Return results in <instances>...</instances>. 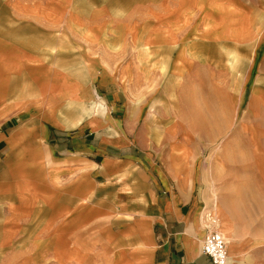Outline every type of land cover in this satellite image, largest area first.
I'll use <instances>...</instances> for the list:
<instances>
[{
    "label": "crops",
    "instance_id": "crops-1",
    "mask_svg": "<svg viewBox=\"0 0 264 264\" xmlns=\"http://www.w3.org/2000/svg\"><path fill=\"white\" fill-rule=\"evenodd\" d=\"M217 203L226 264H264V0H0L1 252L212 264Z\"/></svg>",
    "mask_w": 264,
    "mask_h": 264
},
{
    "label": "rangeland",
    "instance_id": "rangeland-1",
    "mask_svg": "<svg viewBox=\"0 0 264 264\" xmlns=\"http://www.w3.org/2000/svg\"><path fill=\"white\" fill-rule=\"evenodd\" d=\"M234 25H236V22L234 23ZM232 33L236 34V31L234 30V31H232ZM228 39L232 40L231 38H228ZM232 43L237 45V43H239V42L234 40V41H232ZM232 43L225 44V45L231 46ZM225 56H226L225 54H223L222 56L219 55V58L223 59ZM233 56H234V62L236 64L241 63V55H238V58L237 57L235 58V54ZM233 56H232V58H233ZM232 58L230 59L231 62H232ZM220 61H222V60H220ZM236 64H234V65H236ZM173 92H174V90H173ZM193 97H194L193 92L186 93V95H185V99H186L185 109H184L185 117L188 119L191 116V120L193 119V116H194V112L192 110V102H187V101H192ZM224 136L225 135H223V137L220 136L217 140H215V139L211 140L209 134L194 135L195 138L196 137L199 138V142L201 143V145H200L201 146L200 147L201 153L199 154V158H197L195 161V163H197V165L200 168L201 174L205 173L206 170L208 171L209 165L207 163H208V160L211 156V152H213V150H215L216 145L217 146L221 145V143L224 141ZM188 141L189 140H186V145L188 144ZM184 154L186 155L187 159L190 156L193 157V155H190V150H189L188 146L185 147ZM207 165H208V167H207ZM243 200L246 201V204H248L250 206L257 204V199L244 197ZM215 209H216L215 210L216 211L215 216H211V217L207 216V224H210L212 222L216 223V225L219 226V229H220L219 232H221L222 235H224V232H223L224 227L223 226L226 225L231 230V221H229L227 219L226 215H224V213H223L222 209L219 207L218 203H217V207ZM206 214L209 215V212ZM2 232L3 231H1V229H0V238H1ZM18 237H19V232L17 230L8 232V239L12 240V239H16ZM224 237H225V235H224ZM225 240L227 242V247L230 248L232 246V243L230 242L229 238L225 237ZM26 248L28 249L27 251H29V249H31L32 246L26 245ZM16 249H18V246L13 245V246H10L9 248L6 249V251L8 250V253L10 251L9 254H7L5 251H3V252L0 251V264H21V262H18L19 261L18 255H17V252H15ZM30 253H31V250H30ZM27 258H29V257L27 256ZM26 264H50V263L48 262V260L42 261V262H36L34 260H30V261H27Z\"/></svg>",
    "mask_w": 264,
    "mask_h": 264
},
{
    "label": "built area",
    "instance_id": "built-area-1",
    "mask_svg": "<svg viewBox=\"0 0 264 264\" xmlns=\"http://www.w3.org/2000/svg\"><path fill=\"white\" fill-rule=\"evenodd\" d=\"M201 252L210 259L212 264L227 262V242L217 230L210 231L204 236Z\"/></svg>",
    "mask_w": 264,
    "mask_h": 264
},
{
    "label": "bare ground",
    "instance_id": "bare-ground-1",
    "mask_svg": "<svg viewBox=\"0 0 264 264\" xmlns=\"http://www.w3.org/2000/svg\"><path fill=\"white\" fill-rule=\"evenodd\" d=\"M215 213H216L215 210H214V211H210L208 216H209V217H211V216H215ZM212 224H214L215 227H217V231L220 230V229H219V226L216 225V223L212 222ZM212 226H213V225H212ZM223 227H224L223 232H224L225 237L229 238V235H230V233H231L232 231H231L226 225H224ZM220 233H221V232H220ZM221 234H222V233H221ZM224 235H223V237H224ZM226 235H227V236H226ZM225 237H224V239H225Z\"/></svg>",
    "mask_w": 264,
    "mask_h": 264
}]
</instances>
